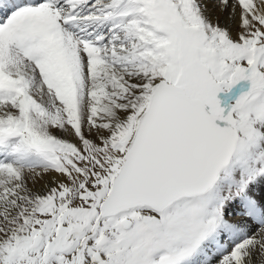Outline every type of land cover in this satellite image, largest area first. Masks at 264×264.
I'll return each mask as SVG.
<instances>
[{
  "label": "snow or ice",
  "instance_id": "6c2138e0",
  "mask_svg": "<svg viewBox=\"0 0 264 264\" xmlns=\"http://www.w3.org/2000/svg\"><path fill=\"white\" fill-rule=\"evenodd\" d=\"M0 264H264V0H0Z\"/></svg>",
  "mask_w": 264,
  "mask_h": 264
},
{
  "label": "bare ground",
  "instance_id": "6f19581e",
  "mask_svg": "<svg viewBox=\"0 0 264 264\" xmlns=\"http://www.w3.org/2000/svg\"><path fill=\"white\" fill-rule=\"evenodd\" d=\"M221 23H222V24H226L227 21L222 17V18H221Z\"/></svg>",
  "mask_w": 264,
  "mask_h": 264
}]
</instances>
